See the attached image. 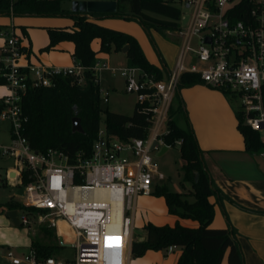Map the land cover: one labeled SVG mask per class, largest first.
Returning a JSON list of instances; mask_svg holds the SVG:
<instances>
[{
    "label": "built area",
    "instance_id": "obj_1",
    "mask_svg": "<svg viewBox=\"0 0 264 264\" xmlns=\"http://www.w3.org/2000/svg\"><path fill=\"white\" fill-rule=\"evenodd\" d=\"M181 4L189 14L186 26L180 28L182 46L166 81H155L136 67L112 69L122 78L125 92L151 113L146 138L120 140L100 130L89 157L77 153L69 159L58 150L31 149L21 135L26 118L20 106L28 88H48L53 77L72 76L84 87L86 69L75 59L67 68L22 65L19 37L13 32L6 37L0 76L8 94L0 98V118L11 125V141L0 147V156L13 159V180L23 189L19 224L28 230L32 224L55 230L64 222L75 251L69 261L37 260L32 250L22 257L9 254L11 264H132L136 200L153 195L164 180L151 154L168 148L161 137L183 73L197 74L204 87L237 96L245 124L264 135V0H183ZM238 15L241 20H236ZM24 177L28 182L22 185ZM80 190L98 192L102 198L97 203L80 201L72 194ZM59 241L68 244L63 238ZM175 248L165 251L170 254Z\"/></svg>",
    "mask_w": 264,
    "mask_h": 264
},
{
    "label": "trees",
    "instance_id": "obj_2",
    "mask_svg": "<svg viewBox=\"0 0 264 264\" xmlns=\"http://www.w3.org/2000/svg\"><path fill=\"white\" fill-rule=\"evenodd\" d=\"M63 0H0V16H58L62 13ZM183 1V0H180ZM116 12L107 15H124L127 11L138 18L144 25L160 31L179 32L181 10L172 0H115ZM73 20L71 30L52 29L49 32V44L44 51L53 50L61 42L74 45L72 57L86 70V85L81 87L72 76L53 77L48 88H28L21 98L20 106L26 121L22 124L21 135L31 149L46 152L58 150L72 159L77 153L89 157L94 142L98 139L101 128V115L105 117L104 132L107 137L120 140L144 139L151 125V113L146 111V104L136 103L131 115H122L102 110L99 104V87L95 83L92 68L98 53L120 52L128 46L126 58L130 67L141 69L155 81H165L169 72L161 70L148 62L134 38L122 32L103 27L96 20L86 15L69 14ZM242 16H236L241 20ZM94 40L99 41L98 51L91 48ZM24 52V48H22ZM1 67V64H0ZM164 82V81H162ZM197 74L183 73L177 84L173 101L184 87L200 84ZM5 80L0 76V86ZM264 104V89H263ZM3 107L0 103V110ZM172 104L168 111L166 132L161 137L164 144L174 147L179 143L182 158L185 160L183 172L191 183L192 193H171L166 187L157 186L156 196L165 201L167 212L179 219L197 222L195 228L184 227L176 222L173 226H156L147 223L143 229L146 238L132 242L131 255L140 258L147 252H158L174 246L181 249L176 264H221L226 257L228 264H243L240 251L228 229L210 227L214 208L209 197L214 193L207 173L203 170L199 149L191 129L182 130L174 122L177 111ZM80 121L81 132L72 130V120ZM237 130L242 135L245 152L251 156L264 153V141L260 134L245 124V115L237 112ZM24 177L22 185L27 184ZM192 197L193 202H188ZM20 204H0V214L22 210ZM30 248L37 260L55 257L61 248L58 245H45L32 240Z\"/></svg>",
    "mask_w": 264,
    "mask_h": 264
},
{
    "label": "rangeland",
    "instance_id": "obj_3",
    "mask_svg": "<svg viewBox=\"0 0 264 264\" xmlns=\"http://www.w3.org/2000/svg\"><path fill=\"white\" fill-rule=\"evenodd\" d=\"M73 0H63L61 3L62 13L58 16H3L0 17V25H13L15 27V33L21 38L23 44L27 48H31L33 55L39 56L48 51H44L49 44V32L50 30L57 28L62 30L70 29L72 19L69 17L71 12V2ZM89 1V0H85ZM103 1H115V0H103ZM176 6L181 10V18L179 20L180 28H184L187 23V15L189 10L181 4L180 0H172ZM5 17V18H4ZM97 18L102 26L109 28L114 31L122 32L126 35L131 36L136 40L139 47L141 48L145 58L153 65L160 67L166 73L171 72L174 68L177 54H178V42L177 34L172 31H160L152 26L144 25L138 18L131 16L129 12L126 11L124 15H100L93 14L91 16ZM96 46V44H94ZM97 47V46H96ZM99 49V48H98ZM104 54V53H102ZM119 61L114 64V67H123L121 55H118ZM114 60V59H113ZM192 61V56L190 53L186 55L185 63L190 65ZM100 70L104 65L108 66V60L105 55H101L96 61ZM101 71L99 77L101 76ZM105 79L100 82L99 91V104L102 110L106 107L111 109V106H119L121 110L125 113H131V106H133L136 101V97L133 94L124 93L121 91L123 88V82L118 72H103ZM165 81V78L162 80ZM201 86V85H198ZM179 91L176 95L175 100L172 102L173 110H178L181 106V110L177 111L173 116V120L176 122L177 126L181 129H191L194 132L190 119H203L209 118V112L221 111V101L219 98L224 96V101L240 109L239 98L235 95H225L220 91L213 90V92L218 93L211 99L205 100V109H200L197 107L195 114L189 115V110L186 107L184 99V89ZM116 89V90H114ZM211 90V89H209ZM7 92V87L5 85L0 86V98L4 97ZM109 94L107 97L106 95ZM226 97V98H225ZM202 99L205 97L202 95ZM212 106L211 108L208 106ZM219 104V105H218ZM205 112V113H204ZM194 113V112H191ZM202 113L203 116H202ZM197 115V116H196ZM234 120L235 116L233 115ZM105 117L101 115V128L104 130ZM237 123V122H236ZM10 128L11 125L7 121H3L0 118V147H7L10 144ZM261 140H264V135H260ZM151 157L157 162L159 171L163 173L164 180L159 185L160 187H166L168 192L171 193H184L191 194L193 191L191 189V183L185 178L183 168L185 166V160L182 158L179 146L168 147L167 152L158 156V153H152ZM6 165H14V161L9 156H0V202L5 201L9 194L14 192V188H10L5 181L4 168ZM21 187V186H20ZM188 202L193 201L187 197ZM22 200L20 199V202ZM21 215V210L19 212V217ZM1 220V219H0ZM4 220V219H3ZM173 218L168 214L165 201L162 197L156 196L155 194L149 197H138L136 200V210L134 213L133 221V242H138L139 239L145 238L146 232L143 229L144 225L147 223H161V224H171L173 223ZM8 222V221H7ZM9 224V223H7ZM30 231L36 232L34 240L39 241L45 245H60V238H63L66 245L64 248H60L56 257L61 260L74 258V249L68 247L73 241L71 231L64 222H59L58 227L55 230H45V227H38L35 224L30 226ZM28 229L24 227H14L13 225L6 226L5 223L0 221V263L7 264L10 263L8 259L9 254H13L15 257H22L26 255L29 251L31 243V233L30 237L27 235ZM29 231V230H28ZM175 255H167L166 251L163 252H150L143 259L138 260V258H133L132 264H171L173 257Z\"/></svg>",
    "mask_w": 264,
    "mask_h": 264
},
{
    "label": "crops",
    "instance_id": "obj_4",
    "mask_svg": "<svg viewBox=\"0 0 264 264\" xmlns=\"http://www.w3.org/2000/svg\"><path fill=\"white\" fill-rule=\"evenodd\" d=\"M86 16H88L93 20H97V18L91 17L93 15H86ZM72 26H73V20L71 22L70 29L67 30H71ZM11 32H13L16 35L15 27L13 25H6V24H3V26L0 25V61L2 59L1 48L5 43L6 37ZM176 34H177V42H178L177 48L179 53L180 48L182 46V39L179 32H176ZM19 39L22 47L24 48V54L20 60V63L22 65L35 64V65L67 68L72 66L73 64L72 53L74 50V45L71 42H61L58 45H56V47L53 50H50L42 55L36 56L33 55L32 52L33 50L31 48L25 47L20 37ZM94 44H96L97 47L94 46ZM91 48L94 51H98L99 41L94 40L91 43ZM101 55H105L109 63L108 66L104 65V67L100 70V68L98 67V63H96V61L99 59ZM118 55H121L123 57L121 58L120 62L124 65L123 67L120 68L114 67V64H116L119 61ZM94 67L96 68V70L94 71L95 72L94 75L97 80V85L100 91V82L101 80L104 81L105 79L103 72H108V71L113 72L112 69L117 70L130 66H129V61L126 58V54H123L121 50L120 52L112 51L110 54L98 53L96 55ZM100 71H101L100 74L101 76L99 77L98 75ZM209 89L210 88L204 87L200 83L192 87H186L183 90L185 104L187 109L189 110L188 114L190 116L191 115L194 116L195 114H197L195 113L197 107H200V109L202 108L207 110V108H205V104H206L205 100L207 99L209 100L213 98L215 95L218 96V93L213 92L214 89L211 90ZM121 91L126 93L124 89V82ZM7 94L8 91L5 93L4 96H6ZM223 94L227 95V93H223ZM202 95L205 97V99L201 98ZM106 96L108 97L109 94H107ZM223 97L221 96L219 98L222 104L221 111L217 110L216 112L213 113L209 112L208 114L209 118L203 119L201 117V119H195V120L190 119L192 128L194 130L193 134L199 149V156H200L202 168L207 173L212 189L214 190V193L209 197V202L213 205L214 208V215L210 223V227L214 229H228L233 232V237L240 251L243 264H264V153L251 156L245 152V146L242 135L237 130V123H236L237 121L234 120L233 118L234 115L236 119V114L237 112H239V110L236 107H234V105L228 102L226 104ZM135 104L136 101L134 102L133 106H131V113L128 115H131L133 113ZM208 106L210 108L212 107L210 106V104H208ZM106 109L113 113L127 115V113L123 112L121 108L116 105H114L113 107L111 106V109H109L108 107H106ZM204 113H202V116ZM177 145L179 146V143H177ZM167 150L168 148H166V151H164V153L167 152ZM160 154L161 153H159L158 156H161ZM4 170H5L4 175H5L6 184L10 188H14L15 190L12 194H9L6 197L5 201L0 202V204L11 203V204L21 205L20 199L22 200V198L21 196L17 195L18 190L21 187L18 185V183L15 180H13L14 167L12 165H6ZM188 198L189 200L193 199L192 197H188ZM14 211L17 214V218L19 222L18 215L20 210L17 211L14 210ZM6 213L7 212L0 214V219H1L0 221H2V223H5L6 226L13 225L9 217L6 216ZM171 217L174 220L173 223L171 224H161V223H151V224L156 226H163V225L173 226L176 222H178L180 225L184 227L195 228L198 226L197 222L195 221L189 219H179L175 216H171ZM133 221H134V214H133ZM18 227H22V226H20L19 224ZM45 230H50V229H47L45 227ZM26 231L29 237L32 235L30 237L31 241L34 240V236L36 232L31 230L32 233L30 235L31 231L30 230L29 231L26 230ZM145 238L139 239V242L145 240ZM62 245L63 244L60 243V245L58 246H60L61 248L66 247ZM68 247L71 246L69 245ZM30 250L31 248L29 247V251ZM148 253L150 252H147L144 256L138 258V260L143 259L146 255H148ZM170 254L175 255L173 259H171L173 260L171 264H176L181 254V249L176 247L174 251ZM167 255L169 254L167 253ZM56 258L60 259L59 257ZM72 259H66V261ZM7 264H11V263L8 262ZM221 264H228L226 257L223 258Z\"/></svg>",
    "mask_w": 264,
    "mask_h": 264
},
{
    "label": "water",
    "instance_id": "obj_5",
    "mask_svg": "<svg viewBox=\"0 0 264 264\" xmlns=\"http://www.w3.org/2000/svg\"><path fill=\"white\" fill-rule=\"evenodd\" d=\"M116 2L115 1H103V0H73L71 2V12L73 14H80V15H93V14H102V15H107V14H113L116 12ZM128 50V46L123 47L122 53L126 54ZM72 130L73 131H78L81 132L82 129L80 127V121L79 118L75 117L72 120ZM166 151V147L162 149L160 152L164 153ZM23 189L19 188L17 195L22 196ZM6 216L9 217L11 222L15 227L19 226L17 214L15 211H9L6 213ZM66 246V245H62Z\"/></svg>",
    "mask_w": 264,
    "mask_h": 264
},
{
    "label": "bare ground",
    "instance_id": "obj_6",
    "mask_svg": "<svg viewBox=\"0 0 264 264\" xmlns=\"http://www.w3.org/2000/svg\"><path fill=\"white\" fill-rule=\"evenodd\" d=\"M72 194L80 201L98 202L102 195L98 192H88L87 190L72 191Z\"/></svg>",
    "mask_w": 264,
    "mask_h": 264
},
{
    "label": "snow or ice",
    "instance_id": "obj_7",
    "mask_svg": "<svg viewBox=\"0 0 264 264\" xmlns=\"http://www.w3.org/2000/svg\"><path fill=\"white\" fill-rule=\"evenodd\" d=\"M107 246V245H106Z\"/></svg>",
    "mask_w": 264,
    "mask_h": 264
}]
</instances>
